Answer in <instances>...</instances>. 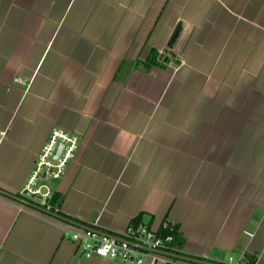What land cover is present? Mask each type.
I'll return each instance as SVG.
<instances>
[{"label":"crops","instance_id":"crops-1","mask_svg":"<svg viewBox=\"0 0 264 264\" xmlns=\"http://www.w3.org/2000/svg\"><path fill=\"white\" fill-rule=\"evenodd\" d=\"M53 129L78 137L33 186L58 215H142L186 256L264 264V0H0V189L27 201L0 195V264H124L21 194Z\"/></svg>","mask_w":264,"mask_h":264},{"label":"built area","instance_id":"built-area-1","mask_svg":"<svg viewBox=\"0 0 264 264\" xmlns=\"http://www.w3.org/2000/svg\"><path fill=\"white\" fill-rule=\"evenodd\" d=\"M58 144H62L63 147L58 157L53 159ZM77 146V135L66 133L61 129H53L38 154L28 179L26 192L29 197L30 195H41L40 203L46 211L58 213V210L46 201L50 198L49 192L42 194L39 188L36 189L33 186L44 173L48 178H59L72 159ZM24 193L21 194L25 195ZM76 223L61 221L62 232L71 241L74 249L86 259L91 257L114 259L124 264H145L146 262L148 264H180L178 259L169 256V254H177L176 248L170 245L172 236L160 237L145 223L135 225L131 221L126 229L118 234L101 231L93 225ZM170 226L173 225L167 222L161 225L163 229H168ZM226 264L249 263H243L241 260L234 261L230 257Z\"/></svg>","mask_w":264,"mask_h":264},{"label":"water","instance_id":"water-1","mask_svg":"<svg viewBox=\"0 0 264 264\" xmlns=\"http://www.w3.org/2000/svg\"><path fill=\"white\" fill-rule=\"evenodd\" d=\"M180 27H177L175 33H174V42H176V40L178 39L179 37V34H180ZM62 144H58V146L56 147V150L53 154V159H56L62 149ZM46 173H44L43 177L42 178H46ZM25 195H27V192L24 193ZM0 195L2 196H5L7 198H10V199H13L15 201H18V202H25L27 203V201L23 200L20 196L18 195H15V194H11L9 192H6V191H3L2 189H0ZM53 214L57 219L61 220V221H64V222H67V223H73L75 224L76 222L75 221H72L68 218H64L58 214H55V213H51ZM78 224V223H76ZM169 256H171L172 258L174 259H178V260H183V261H188V262H192V263H196V264H218V263H213V262H210V261H203L201 259H196V258H192V257H188L186 255H178V254H169Z\"/></svg>","mask_w":264,"mask_h":264},{"label":"trees","instance_id":"trees-1","mask_svg":"<svg viewBox=\"0 0 264 264\" xmlns=\"http://www.w3.org/2000/svg\"><path fill=\"white\" fill-rule=\"evenodd\" d=\"M19 195V194H18ZM57 195L56 194H52L48 200V204L51 205L52 207L54 206V204L57 201ZM133 223L135 225L139 224V223H143L142 222V215H139L138 217H136L135 219L132 220ZM147 226L151 229L150 224H147ZM156 232V234L160 237H165L167 235H171L172 236V242L170 243V245L174 246L176 248V253L178 255H184L181 252V247L184 243V238H182V236H180L177 227L175 226H170V228L168 229H163L161 226L157 229L154 230ZM189 257V256H188ZM193 258V257H192ZM205 261V260H203ZM249 264H253L254 262L252 260H250L248 262Z\"/></svg>","mask_w":264,"mask_h":264},{"label":"rangeland","instance_id":"rangeland-1","mask_svg":"<svg viewBox=\"0 0 264 264\" xmlns=\"http://www.w3.org/2000/svg\"><path fill=\"white\" fill-rule=\"evenodd\" d=\"M52 181H53L52 179H48V180H47L48 183H50V182H52Z\"/></svg>","mask_w":264,"mask_h":264}]
</instances>
